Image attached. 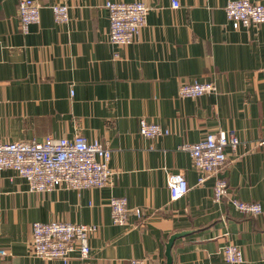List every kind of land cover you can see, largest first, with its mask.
Listing matches in <instances>:
<instances>
[{"label":"crops","instance_id":"0c3cea01","mask_svg":"<svg viewBox=\"0 0 264 264\" xmlns=\"http://www.w3.org/2000/svg\"><path fill=\"white\" fill-rule=\"evenodd\" d=\"M40 18L24 34L18 0H0V142L72 138L81 134L111 150L114 171L103 188L58 187L30 192L11 169L0 170V264H64L27 252L33 222L93 224L86 260L68 264H233L226 244L243 252L240 264H264V23L233 29L228 0H139L148 9L145 26L130 45L108 42L106 1L75 0L57 23L48 5L36 0ZM264 4V0H253ZM213 81L216 92L181 97L185 82ZM144 118L168 134L143 137ZM233 133L221 174L228 194L213 199L215 176L199 173L181 144L209 132ZM182 172L188 194L169 201L167 174ZM125 197L143 217L127 225L111 221L109 201ZM237 197L260 202L263 213L243 215Z\"/></svg>","mask_w":264,"mask_h":264},{"label":"built area","instance_id":"2783aa9c","mask_svg":"<svg viewBox=\"0 0 264 264\" xmlns=\"http://www.w3.org/2000/svg\"><path fill=\"white\" fill-rule=\"evenodd\" d=\"M75 0H53L48 7L57 23H64L69 16V3ZM226 20L233 29L248 28L264 23V4L253 0H228ZM108 10V42L112 45H130L145 26L147 6L139 0L131 2L106 1ZM171 7L179 8V0H171ZM40 5L36 0H18L17 16L22 32L28 33L29 26L39 22ZM181 97H200L216 92L213 81H193L181 84ZM139 133L146 138L168 134V129L144 118L138 121ZM240 140L233 133L225 131L209 132L203 140L181 144L179 149L188 152L193 165L199 173V183L208 176H215L213 186L215 202H221L228 194V182L221 174L227 162L226 147L236 149ZM111 150L97 140L88 141L85 136L76 134L72 138L47 136L37 140H17L0 142V170L11 169L26 180L30 192H50L54 188L72 189L103 188L110 184L114 171L109 165ZM167 193L169 201H176L188 193L189 184L182 173L167 174ZM231 205L243 215L257 217L263 213L260 202H246L237 197ZM111 221L121 226L129 223V217H143L138 207H127L125 197H112L109 201ZM31 237L28 254L43 259H58L68 264L72 254L86 260L90 252L89 237L96 231L93 224H81L53 220L36 221L30 227ZM9 254L0 250V256ZM223 259L229 263L240 264L243 252L235 244H226L222 250ZM129 264H147L143 258H132Z\"/></svg>","mask_w":264,"mask_h":264},{"label":"water","instance_id":"95a60500","mask_svg":"<svg viewBox=\"0 0 264 264\" xmlns=\"http://www.w3.org/2000/svg\"><path fill=\"white\" fill-rule=\"evenodd\" d=\"M171 259H170V245H168L167 250H166V264H171Z\"/></svg>","mask_w":264,"mask_h":264}]
</instances>
